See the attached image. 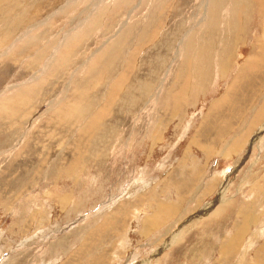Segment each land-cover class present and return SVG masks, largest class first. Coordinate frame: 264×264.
<instances>
[{"label": "rangeland", "instance_id": "374dc122", "mask_svg": "<svg viewBox=\"0 0 264 264\" xmlns=\"http://www.w3.org/2000/svg\"><path fill=\"white\" fill-rule=\"evenodd\" d=\"M225 231L210 260L264 264V0H0V264Z\"/></svg>", "mask_w": 264, "mask_h": 264}, {"label": "crops", "instance_id": "0c3cea01", "mask_svg": "<svg viewBox=\"0 0 264 264\" xmlns=\"http://www.w3.org/2000/svg\"><path fill=\"white\" fill-rule=\"evenodd\" d=\"M150 226H152V225L150 224ZM152 229L151 228L150 229H147L146 233L147 232L148 233L146 235L151 234L154 231ZM214 233L215 232H208V234L202 238V241H203V244L202 245L207 246L208 247V251L206 252L205 255L198 256L197 257L198 259L195 261V264H202L205 261L208 262L207 264H228L226 261H231L232 262V260L229 257H227L226 254H223V256H222L224 258V260H218L219 258L216 257V256L212 260L209 259L210 256H212L214 253L217 252L218 247L219 248L221 247L220 246L221 243L222 242H225V233H226V231L222 235V238H221L222 240H220V238L218 236H216ZM186 235L183 236V238H182L183 240L181 242H184L185 241V239L187 237ZM244 238H246V234L244 235ZM214 239H219V242H214ZM181 242H179L178 244H181ZM81 247L84 248V244H82ZM219 250H218V253H217L218 255L220 254Z\"/></svg>", "mask_w": 264, "mask_h": 264}, {"label": "bare ground", "instance_id": "6f19581e", "mask_svg": "<svg viewBox=\"0 0 264 264\" xmlns=\"http://www.w3.org/2000/svg\"><path fill=\"white\" fill-rule=\"evenodd\" d=\"M3 94V93H2ZM228 99V98H227ZM226 101V100H225ZM235 145V144H234ZM238 145V144H237ZM236 146V145H235ZM237 148H238V146H237ZM233 149L231 148V151H232ZM236 150V149H235ZM234 150V151H235ZM229 152V151H228ZM6 153V152H5ZM222 194V193H221ZM221 196V195H220ZM223 196V195H222ZM169 210V209H168ZM172 210V209H171ZM174 210V209H173ZM209 211V210H208ZM210 211H211V209H210ZM176 212V211H175ZM206 214V213H205ZM156 218V217H155ZM154 217L150 220V221H148V222H150L149 224H153V225H156L157 224V220L155 219ZM199 218V217H198ZM147 222V223H148ZM159 224H161V222H159ZM148 225V224H147ZM158 226V224L155 226L156 228H159V227H157ZM160 226V225H159ZM151 229H152V227H151ZM153 230V229H152ZM154 230H155V228H154ZM148 233V232H147ZM244 233H246L245 231H242V234H244ZM241 236V233L239 232L238 233V236L235 238V239H233L232 240V243H236V245H237V243H238V241H240L239 239V237ZM244 236V235H243ZM242 239V238H241ZM233 248V247H232ZM235 248V247H234ZM160 254V253H159ZM141 264H148V262H143V263H141Z\"/></svg>", "mask_w": 264, "mask_h": 264}]
</instances>
